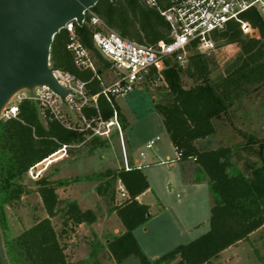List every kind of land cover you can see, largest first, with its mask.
Here are the masks:
<instances>
[{
  "label": "trees",
  "instance_id": "16d2710c",
  "mask_svg": "<svg viewBox=\"0 0 264 264\" xmlns=\"http://www.w3.org/2000/svg\"><path fill=\"white\" fill-rule=\"evenodd\" d=\"M157 1V6H148L140 0H99L91 10L124 38L147 44L170 42L171 27L160 10L177 0ZM90 17L87 13L85 22L75 25V32L95 58L96 69L76 63L73 52L67 48L71 35L65 28L54 36L50 63L54 69L70 72L83 81L88 96H96V105L82 106L84 116L110 120L116 111L125 126V116L115 96L110 101L101 93V73L104 69L110 71V62L94 45ZM241 20L255 28L259 36L245 33L237 20L229 21L224 30L213 33L217 48L235 44L240 49L235 65L225 75L213 79L214 55L194 49L186 62L167 60L161 72L153 70L148 76L150 81L165 83L167 102L157 103L155 108L162 115L170 139L180 153L178 161H192L197 165L195 180L208 182L213 201L209 230L151 261L134 234V230L152 216L149 204L138 200V196L150 188L144 171L122 167L88 175L85 178L100 181L96 187L100 196H110L113 201L115 186L120 181L129 194L122 204L111 209L120 218L124 232L113 235L105 246L100 244L116 264H124L131 257L137 258L139 264L174 261L176 264H211L222 251L248 240L264 226V142L260 141L258 159L244 163L246 170L241 167V155L235 146L203 149L198 146V141L216 135L215 122L224 120L249 86H264V17L257 10L249 9L241 14ZM184 76L192 80L190 86L184 82ZM45 121L40 117L38 103L30 98L21 100L16 117L0 119V227L10 264H79L70 262L61 236L69 230L74 232L82 223L92 225L98 220L94 210H83L78 201H62L56 191L57 184L42 176L35 181L36 191L47 216L38 218L16 238H6L5 205L20 201L24 194L31 192L24 183L29 169L63 145L85 140L83 132L67 127L52 117L49 110ZM97 140L94 137L91 142L95 145ZM58 215L62 217L60 232L52 221ZM260 264H264L263 259Z\"/></svg>",
  "mask_w": 264,
  "mask_h": 264
},
{
  "label": "rangeland",
  "instance_id": "374dc122",
  "mask_svg": "<svg viewBox=\"0 0 264 264\" xmlns=\"http://www.w3.org/2000/svg\"><path fill=\"white\" fill-rule=\"evenodd\" d=\"M239 51V47L233 44L209 52L216 59L211 74L213 79L225 75L235 65ZM114 78V74L108 69H104L101 73L102 82L105 84H110ZM183 79L187 86L192 84V80L187 76H184ZM39 90V88L34 91L22 90L15 94L3 110L1 119H6L11 107H18L22 99L35 96ZM166 94L167 90L163 81L147 79L128 94L115 97L117 105L125 116V126L120 117L113 116L111 119L116 123L110 127V132L103 136L93 134L92 128L86 127L83 114L78 109V106L83 103L88 106L96 105L94 97L85 93V88L83 94L79 92L74 94L72 104H66L59 96H53L54 99L58 97L56 105H58L63 121L83 132L85 140L67 146L68 151L66 152L60 148L29 169L24 183L28 185L31 192L24 194L20 201L5 205L6 228L4 232L6 238L9 240L16 238L29 229L38 218L47 216L40 195L36 191L37 184L35 182L45 176L57 184L56 191L62 201H78L79 198L81 206L91 207L98 216V221L94 226L82 223L76 226L74 232L69 230L67 234L61 236V242L66 245V253L70 262L116 264L110 258L107 249L101 246H105L102 242L105 243V239L110 236L103 234L101 227L110 226L112 230L120 228L121 220L111 209L122 204L125 199L117 192L118 183L115 186V199L112 201L110 196L96 194L99 180L85 177L103 172L108 168L121 169L125 161L124 148L128 160L131 163H136L140 152L145 149L146 143L159 137L154 147L146 150L147 158L145 159L151 161V164L145 166V172L152 190L143 197V200L152 204V212L155 217L150 222V228L153 229V233L148 242L141 240L147 248L159 252L160 255L172 250L178 239V219L184 216L191 217L192 213L202 216L210 205L201 202V195H197L198 199L194 200L193 195H188L178 184L177 152L171 143L162 115L155 108L157 103L167 102ZM39 114L46 123L47 112L44 115L39 107ZM95 118L93 125H102V130H106L107 127L104 126L103 121L108 120L102 117ZM215 124L217 126L216 135L210 139L198 141V146L201 149L235 146L241 155V167L246 170L244 163L252 161L251 159H258L257 151L260 141L264 142V86L257 88L249 86L248 90L240 95L234 103L224 120L216 121ZM94 137L98 138L95 145L91 142ZM134 150L138 156L135 155ZM62 157H64L63 160H61ZM161 161L165 162L161 163ZM205 195H203L204 198H206ZM186 201L190 206H185ZM198 201L200 204L197 212L196 203ZM191 206H193V210ZM207 216H210V209ZM52 221L60 232L63 228L62 217L58 215ZM2 236L4 241L3 233ZM156 239H159L160 243ZM261 259L264 260V226L253 233L248 240L234 245L215 259L212 264H260ZM124 264H139V261L137 258L131 257Z\"/></svg>",
  "mask_w": 264,
  "mask_h": 264
},
{
  "label": "built area",
  "instance_id": "2783aa9c",
  "mask_svg": "<svg viewBox=\"0 0 264 264\" xmlns=\"http://www.w3.org/2000/svg\"><path fill=\"white\" fill-rule=\"evenodd\" d=\"M140 1L148 6H157L158 4L157 0ZM249 9L257 10L264 17V0H177L170 7L160 10L170 24L172 40L170 42L159 41L157 44L139 43L124 38L110 29L91 9L88 10L85 13V19L87 13H89L91 16L90 22L94 26V45L110 62V71L115 76L110 84L102 82L101 93L111 101V97L124 96L136 86L145 82L153 70L161 72L165 68L167 60H177L180 63H184L194 49L203 53L217 50L213 33L224 30L227 23L231 20L241 22L245 33L251 36H259L255 28L248 22L241 20V14ZM76 24H78L77 20L74 19L64 27L71 35L67 48L73 52L78 65L95 70V58L78 39L75 32ZM54 73L62 85L72 90V93L67 96L66 104L74 102V94L76 92L84 93L85 83L76 79L70 72L54 69ZM39 89L35 96L29 98L38 103L44 115L49 110L52 117L60 120L67 127L78 129L63 121L62 115L59 114L58 105H56L58 97L53 98V96L58 95L47 87H39ZM94 100L96 101V96ZM84 105L85 103L78 106L80 112ZM17 111V106L11 107L10 113L6 115V118L16 117ZM82 117L86 122V127H90L94 131L93 134L102 136L107 135L110 132V127L116 123L113 119L103 121L107 129L102 130V125H93V121L96 120L95 117L87 118L84 115ZM114 117H117L116 111L114 112ZM158 140L159 137H156V139L148 141L145 149L140 152L139 158H145L146 150L152 149ZM62 148L63 151H67V145H63ZM176 152V160H178L180 153L177 149ZM124 156L123 168L125 170L143 168V162L137 160L136 163H131L128 160L125 148ZM167 161L169 160L167 159ZM161 162L164 163L165 161ZM117 191L124 199L129 197L121 181L118 184Z\"/></svg>",
  "mask_w": 264,
  "mask_h": 264
},
{
  "label": "water",
  "instance_id": "95a60500",
  "mask_svg": "<svg viewBox=\"0 0 264 264\" xmlns=\"http://www.w3.org/2000/svg\"><path fill=\"white\" fill-rule=\"evenodd\" d=\"M99 0H0V119L15 94L48 87L63 102L72 93L56 78L50 63L56 33ZM116 1V0H112ZM0 264L7 260L0 227Z\"/></svg>",
  "mask_w": 264,
  "mask_h": 264
},
{
  "label": "crops",
  "instance_id": "0c3cea01",
  "mask_svg": "<svg viewBox=\"0 0 264 264\" xmlns=\"http://www.w3.org/2000/svg\"><path fill=\"white\" fill-rule=\"evenodd\" d=\"M127 139H128V137H127ZM171 143H172V141H171ZM172 145H173V143H172ZM174 148H175V146H174ZM135 155H137L136 154V151H135ZM63 158L64 157H62L61 160H63ZM146 158L147 157H145L143 159H140L139 156H138V161H141L144 164L142 170L144 171L145 174H146V172H145V166L151 164V161H146L145 160ZM176 164H178V167H179V177H178L177 181H178V184L180 185V187L183 189L184 192H187L188 195H191L192 194L193 197H194L193 198L194 200L195 199H198L197 198V195H201V197H202L201 202L203 204L206 203V204H209L210 205V206H208V208L210 209V216H211V208L213 206V201H212V198H211V194H210V190H209V185H208V182L207 181L197 182L195 180L197 165H195L192 161H178V160H177ZM146 176L148 178V175L147 174H146ZM148 180H149V178H148ZM149 184H150V188L147 191H145L144 193H142L140 196H138V200L141 203L149 204L147 202H144V200H143V197L148 192H150V190H152L150 181H149ZM96 194L98 195V193H96ZM204 194H206L205 195L206 198L203 197ZM206 199H207V201H206ZM78 204H80V207L81 208L83 207V206H81L82 204H81V201L79 200V198H78ZM199 204L200 203L198 201L196 203V206H197L196 211L197 212H198V206H199ZM149 206H150V212H151V215H152L151 218L145 224H143V225L139 226L138 228H136L134 230V234H135V236H136L139 244L141 245L143 251L147 255V257L151 261H153V260H156L157 258H159L163 254L160 255L159 252H156L155 250H152V249L147 248V246H145V244L143 242V240L145 242H148V240L151 238V235L153 233V229L151 230V228H150V222L155 217V215L152 212V204H149ZM185 206L186 207L187 206H190V204H189L188 201L185 202ZM192 207L193 206H191V209H192ZM86 209H92V208L91 207H85V208L83 207V210H86ZM209 209L207 211L205 210L206 212H203V215L202 216H198L197 214L192 213V216L191 217L184 216L183 218L178 219V223H177L178 224V227H179L178 228V231H177L178 239H177L176 244H174L175 245L174 248L176 246L180 245V244H187V243H189L190 241L198 238L199 236H201L202 234L206 233L209 230V228H210V223H209L210 216H207L209 214ZM97 221L95 223H93L92 226H94L97 223ZM106 230H108V231H106ZM111 230H112V227L110 229V226H103V227H101V231H102L103 234L110 235L108 238L105 239V243L102 242V244H105L106 245L107 242L111 239V237L113 235H118V234L124 232L125 228H124V226L121 223L120 228H115L112 231ZM194 231H197V232H194ZM96 232L98 233V231H96ZM116 232H119V233H116ZM141 239H143V240H141ZM156 240H158V242L160 243L159 239H156ZM241 242H243V241H240L237 244H239ZM233 246L234 245H232L229 248H227L224 251H222L221 254L219 255V257L221 255H223L225 252H227L228 250H230ZM214 260L215 259L212 260V263H213ZM176 262L177 261H174V262H171L169 264H172V263H175L176 264Z\"/></svg>",
  "mask_w": 264,
  "mask_h": 264
},
{
  "label": "bare ground",
  "instance_id": "6f19581e",
  "mask_svg": "<svg viewBox=\"0 0 264 264\" xmlns=\"http://www.w3.org/2000/svg\"><path fill=\"white\" fill-rule=\"evenodd\" d=\"M46 87V86H45ZM48 88V87H47ZM51 162H53V161H51Z\"/></svg>",
  "mask_w": 264,
  "mask_h": 264
}]
</instances>
